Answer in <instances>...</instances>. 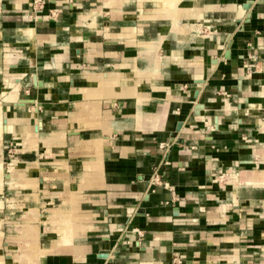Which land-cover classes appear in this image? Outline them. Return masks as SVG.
Returning <instances> with one entry per match:
<instances>
[{"label":"crops","instance_id":"0c3cea01","mask_svg":"<svg viewBox=\"0 0 264 264\" xmlns=\"http://www.w3.org/2000/svg\"><path fill=\"white\" fill-rule=\"evenodd\" d=\"M246 1L0 0V264H264Z\"/></svg>","mask_w":264,"mask_h":264},{"label":"water","instance_id":"95a60500","mask_svg":"<svg viewBox=\"0 0 264 264\" xmlns=\"http://www.w3.org/2000/svg\"><path fill=\"white\" fill-rule=\"evenodd\" d=\"M251 3H252V0H248V1L244 2V3H243V8H246V9L249 8L250 5H251ZM249 18H250V14H247V16H246V18L244 19V21H248ZM240 28H242V26H241ZM229 44H230V42H229ZM224 56H225V57H229V49H228V48L225 50V52H224ZM34 79H35V77H34ZM34 83H35V82H34ZM36 83H37L38 85H40V82H36ZM179 127H180V124L177 125V129H178ZM99 256L107 257L108 254H107L106 252H101V253H99Z\"/></svg>","mask_w":264,"mask_h":264},{"label":"built area","instance_id":"2783aa9c","mask_svg":"<svg viewBox=\"0 0 264 264\" xmlns=\"http://www.w3.org/2000/svg\"><path fill=\"white\" fill-rule=\"evenodd\" d=\"M154 181H158V176L157 175L154 177Z\"/></svg>","mask_w":264,"mask_h":264},{"label":"rangeland","instance_id":"374dc122","mask_svg":"<svg viewBox=\"0 0 264 264\" xmlns=\"http://www.w3.org/2000/svg\"><path fill=\"white\" fill-rule=\"evenodd\" d=\"M5 157H6V151H5ZM6 163V162H5ZM5 195H6V192H5Z\"/></svg>","mask_w":264,"mask_h":264}]
</instances>
